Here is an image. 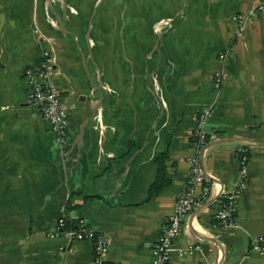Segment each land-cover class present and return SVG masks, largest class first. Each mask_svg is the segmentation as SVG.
<instances>
[{
    "label": "crops",
    "instance_id": "crops-1",
    "mask_svg": "<svg viewBox=\"0 0 264 264\" xmlns=\"http://www.w3.org/2000/svg\"><path fill=\"white\" fill-rule=\"evenodd\" d=\"M257 1L0 0V264H92L90 241L66 239L60 218L104 234L109 264H150L204 107L209 195L172 240L190 250L167 264H264L253 248L264 245V11L242 31L231 19ZM34 26L74 104L63 143L26 101V71L41 57ZM238 148L247 177L237 226L216 228ZM158 175L164 182L148 195Z\"/></svg>",
    "mask_w": 264,
    "mask_h": 264
},
{
    "label": "built area",
    "instance_id": "built-area-1",
    "mask_svg": "<svg viewBox=\"0 0 264 264\" xmlns=\"http://www.w3.org/2000/svg\"><path fill=\"white\" fill-rule=\"evenodd\" d=\"M262 11H264V0H258L246 11L234 13L231 19L234 21L237 30L242 31L244 26ZM34 35L41 46V57L33 71H26L28 76L26 101L37 109L56 140L63 143L68 133V114L74 104L63 99L54 81L56 68L54 67L52 48L49 45V37L35 26ZM222 57L223 54L218 55L219 59ZM223 79L224 75L219 71L212 74V81L215 84L221 83ZM210 112L211 109L205 107L197 112L196 124L191 134V145L194 151L186 157L188 178L176 196L167 222L153 245L150 264H167L172 255H182L190 250L189 245H173L172 240L182 230L186 215L201 199L209 195V176L202 168L201 158L206 149V133L203 123ZM235 157L238 179L232 189L223 191L218 195L217 206L213 214V226L216 228L233 229L237 226L234 217V202L246 184V151L243 148H238ZM64 219L60 218L56 221V227L60 233L68 240H89L92 249V264H109L105 261L106 236L87 225L80 218L73 221V227L65 226ZM253 248L264 253V245L262 244H254Z\"/></svg>",
    "mask_w": 264,
    "mask_h": 264
},
{
    "label": "trees",
    "instance_id": "trees-1",
    "mask_svg": "<svg viewBox=\"0 0 264 264\" xmlns=\"http://www.w3.org/2000/svg\"><path fill=\"white\" fill-rule=\"evenodd\" d=\"M159 157H161V156H156L154 158L155 161L157 162L158 166H159V161H158ZM163 182H164L163 178L160 175L156 176V179L149 186L148 195H152V194L156 193L160 189ZM64 223H65V226L73 227V224H72L73 221L72 220H68L65 218Z\"/></svg>",
    "mask_w": 264,
    "mask_h": 264
},
{
    "label": "rangeland",
    "instance_id": "rangeland-1",
    "mask_svg": "<svg viewBox=\"0 0 264 264\" xmlns=\"http://www.w3.org/2000/svg\"><path fill=\"white\" fill-rule=\"evenodd\" d=\"M49 7H51L50 4H48V8H49ZM69 9H70V8H69ZM55 13H56V12L54 11V14H55ZM55 26H57V19H56V25H55ZM32 28H33V25H32Z\"/></svg>",
    "mask_w": 264,
    "mask_h": 264
}]
</instances>
